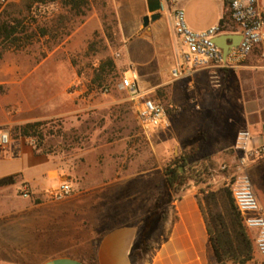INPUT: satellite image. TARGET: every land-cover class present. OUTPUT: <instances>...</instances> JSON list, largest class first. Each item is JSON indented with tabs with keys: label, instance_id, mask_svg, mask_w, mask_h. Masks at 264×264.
Segmentation results:
<instances>
[{
	"label": "rangeland",
	"instance_id": "374dc122",
	"mask_svg": "<svg viewBox=\"0 0 264 264\" xmlns=\"http://www.w3.org/2000/svg\"><path fill=\"white\" fill-rule=\"evenodd\" d=\"M261 1L264 4V0ZM206 5L213 7L215 4L207 2ZM86 11V15H73L60 1H54L45 4L36 2L31 13L27 0H18L0 15V19L9 16L23 18V26H29V32H34L33 37L20 48L9 41L0 43V131H9L13 140L17 138L14 132L17 124L14 121L26 122L27 119L40 117L36 121L43 122L44 138H25L30 144L50 153L55 161L70 171L76 183H118L117 198L113 200L120 204L134 202L143 216L164 187L163 171L169 164L178 165L181 172L190 168H210L205 182H198L199 177L189 179L179 191H173L169 214L172 202L180 199L188 187H193L201 198L202 189L221 191L230 187L231 179L221 174L222 160H214L212 167L216 172H213L211 165L199 155L185 149L181 151L179 145L176 148L177 142L170 130L172 124L180 134L195 129L197 123L192 117L196 114L189 103L195 98V89L187 85L184 93L166 87L160 92L155 90L154 95L167 107L174 102V98L178 99L179 110L177 113L171 112L169 126L155 131L145 129L130 109L128 92L120 88V83L126 75L133 77L134 69L144 73L162 71L158 54L143 36L138 39L140 46L131 45L133 64L125 63L114 0H90ZM43 26L52 31L48 37L39 35ZM57 26L61 27L55 30ZM232 27L233 22L230 23ZM139 52L145 54L144 65L137 58ZM109 57L115 60L117 70L104 83L107 88L93 83V79L100 64ZM170 65L165 70L169 79ZM14 71L21 72L17 76L21 83L13 81ZM32 71L39 74L29 75ZM212 80L215 85H220L219 77ZM36 82L43 85L41 94L34 93ZM18 101L26 106V110L19 109ZM46 102L55 108L48 117L44 116L46 114L42 110ZM82 104L91 107L85 112L77 111ZM100 104L102 107L98 110ZM10 144L6 148L0 145V153L3 154L0 157V176L21 167L17 152L6 153ZM22 192L20 181L0 186V202L32 199L24 197ZM90 193L92 195L89 196ZM95 194L90 191L85 198L91 201ZM69 198L78 201L84 197L74 192ZM84 203L88 206L87 202ZM85 210L84 222L80 214L71 213L55 219L57 223L54 226L62 227L54 234L62 236L59 241L63 245L55 250L80 253L96 245L99 235L110 224L95 222L94 219L98 217L93 214L92 208L85 207ZM253 238L256 240V233ZM47 256L26 254L18 258L27 264H35Z\"/></svg>",
	"mask_w": 264,
	"mask_h": 264
},
{
	"label": "crops",
	"instance_id": "0c3cea01",
	"mask_svg": "<svg viewBox=\"0 0 264 264\" xmlns=\"http://www.w3.org/2000/svg\"><path fill=\"white\" fill-rule=\"evenodd\" d=\"M16 1L18 0L11 3ZM259 1L264 9L263 2ZM207 2L215 5L208 6ZM114 3L123 40L122 58L125 63L133 64L131 45L140 46L138 39L143 36L158 54L162 71L144 73L135 69L137 81L144 92L160 101L154 95L155 90L160 92L166 87L174 92L178 89L184 93L187 85L195 89V98L189 103L196 114L192 117L197 123L195 129L180 134H177L172 124L170 130L177 142L176 148L179 145L181 151L185 149L199 155L211 165L212 171L216 172L212 167L215 165V159L222 160L221 166L235 160L234 145L240 130H251L254 144L264 145V64L261 47H257L238 68H202L190 77L170 80L165 70L168 64H171L170 68L174 65L173 48L178 38L170 16L161 13V0H114ZM181 6L185 10L190 27L194 30H205L220 24L229 10L226 3L213 0H183ZM158 13L160 17L151 19L146 27L145 16ZM230 23L231 18L225 23L227 32L236 29L234 24L230 28ZM144 55L137 53V58L143 65ZM38 74L37 71L29 72V75ZM12 75L14 82L21 83V80L17 79L21 72L14 71ZM215 76L220 78L218 86L212 80ZM131 78H134V74ZM42 90L43 85L36 82L34 93L41 94ZM127 100L139 121V106L129 93ZM17 104L20 110H26L21 101ZM90 107L82 104L77 111L85 112ZM97 107L99 110L102 105ZM169 107L171 119L173 111L177 113L179 110V100L174 98ZM53 109L55 108L47 102L42 106L46 117ZM39 118L14 123L24 124ZM11 141L6 153L17 152L22 163L19 169L8 175L17 174L21 189L27 186L30 191L29 198L32 199L25 202H0V264H27L18 258L19 255L26 254L48 255L35 264H88L79 257V252L55 250L63 245L59 241L62 236L54 234L55 230L62 227L54 226V223H57L56 218L63 214H80L84 222L85 207L92 208L93 214L98 217L94 219L95 222L110 224L97 239L96 253L99 264H217L206 218L193 187L185 189L184 195L172 202L171 212L162 226L161 234L154 242L152 251L135 263L131 251L144 216L134 202L120 204L113 200L117 198L118 183L110 181L90 185L83 181L81 186L80 182H74L70 171L55 161L50 153L36 149L25 137H17ZM178 152L177 150L176 153ZM2 155L0 153V157ZM247 172L252 178L259 202L264 207V153L250 161ZM229 173L230 171H222L221 174L227 178ZM62 183L72 185V193L68 197L75 192V195L84 198L78 201L67 199L68 197L63 200L54 199L51 190ZM90 191L93 194L98 193L91 201L85 198ZM108 192L111 194H106ZM84 202H87L88 206ZM249 232L252 236L256 233L253 229H249ZM245 264H264V255L256 250L254 258Z\"/></svg>",
	"mask_w": 264,
	"mask_h": 264
},
{
	"label": "built area",
	"instance_id": "2783aa9c",
	"mask_svg": "<svg viewBox=\"0 0 264 264\" xmlns=\"http://www.w3.org/2000/svg\"><path fill=\"white\" fill-rule=\"evenodd\" d=\"M12 1L0 0V14ZM182 1L161 0L160 5L161 13L170 16L178 38L175 62L169 70L172 80L190 77L202 68H238L257 47H261L264 64V9L259 0H213L228 5L231 20L236 26L235 30L229 32L225 31L221 24L205 30H194L187 21L185 10L181 6ZM228 33L240 34L241 40L238 45L232 46L225 57L215 38ZM120 88L126 90L139 106V121L145 129L155 131L170 125V108L144 92L137 81L135 69L134 78L124 76ZM11 140L9 131H0V145L3 148H6ZM234 150L235 160L222 164L220 169L230 171L227 178L231 179L230 188L236 207L247 228L256 231V248L264 255V207L259 202L252 178L247 172L250 161L264 153V145L256 146L251 130L243 129L237 134ZM71 193L72 185L69 183H62L51 190V196L56 200H63ZM22 195L30 197L27 186L24 187Z\"/></svg>",
	"mask_w": 264,
	"mask_h": 264
},
{
	"label": "trees",
	"instance_id": "16d2710c",
	"mask_svg": "<svg viewBox=\"0 0 264 264\" xmlns=\"http://www.w3.org/2000/svg\"><path fill=\"white\" fill-rule=\"evenodd\" d=\"M60 1L63 7L68 8L73 15H86V7L90 0H27V8L33 13L36 2L45 4ZM231 18V12L222 18L220 24L226 29L225 23ZM61 27V26H60ZM57 26L55 30L60 28ZM34 34V32H33ZM29 26H23V18L9 16L0 19V43L9 41L15 47H23L32 37ZM50 28L43 26L40 29L41 36L51 35ZM117 70L115 60L109 57L102 62L93 79V83L107 87L104 83L109 81L113 72ZM108 88V87H107ZM170 111V109H169ZM42 121H32L18 124L14 127L16 137L40 138L43 140L44 131L41 128ZM43 142V141H42ZM41 146V143H39ZM187 166L186 163H183ZM209 166L203 168H190L181 172L176 164H169L163 171L164 187L158 192L156 201L146 210L139 226V234L131 251L132 260L136 263L143 255L150 253L154 242L162 232V226L169 216V204L172 201L173 191H179L189 179H197L205 182ZM18 175L11 174L0 178V186L11 185L17 182ZM203 198L197 194L198 202L206 218L210 240L215 251L217 264H245L254 258L255 242L249 228L244 223L243 216L234 202L231 188L221 191L202 189ZM205 201V203H204ZM88 264H99L96 245L92 248L83 249L79 253Z\"/></svg>",
	"mask_w": 264,
	"mask_h": 264
},
{
	"label": "water",
	"instance_id": "95a60500",
	"mask_svg": "<svg viewBox=\"0 0 264 264\" xmlns=\"http://www.w3.org/2000/svg\"><path fill=\"white\" fill-rule=\"evenodd\" d=\"M160 17V14H154L152 16H145L144 18V25L146 27L149 26L150 20H156ZM231 40V42H229ZM241 40V35L240 34H222L218 37L215 38V41L217 44L223 49L225 57L228 55L230 49L232 46L238 45V43Z\"/></svg>",
	"mask_w": 264,
	"mask_h": 264
}]
</instances>
